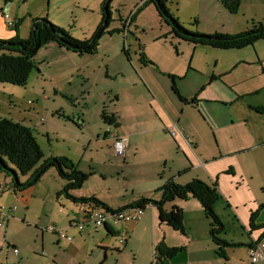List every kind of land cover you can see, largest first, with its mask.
<instances>
[{"label":"crops","instance_id":"crops-1","mask_svg":"<svg viewBox=\"0 0 264 264\" xmlns=\"http://www.w3.org/2000/svg\"><path fill=\"white\" fill-rule=\"evenodd\" d=\"M116 5L125 9L128 5L126 14L122 15ZM140 5V12L131 22L133 11ZM111 7L112 20L120 27L114 26L109 31H118L122 37L120 55L109 57L100 42L97 54L90 57L78 56L49 44L41 50L45 67H37L36 76L31 74L28 79L40 87L33 97H29L33 100L32 113L45 91L56 95L60 90L66 95L77 89L82 93L89 91L91 84L106 88L98 94L96 106L101 111L100 118L105 112L113 117L115 125L103 123L99 129L103 133L102 143L113 145L114 137L127 139L126 156L116 157L111 147V156L123 161L118 167L123 181L113 189V201L81 194L79 191L84 184L71 194L77 198H96L110 211H118L142 199L159 202L160 188L165 183L183 186L197 180L216 185L218 189L220 198L214 210L224 226L220 234L223 241L245 247L246 251L255 242H264V209L259 208L264 204V41L239 51L193 46L172 36L171 27L162 21L148 0H115ZM168 10L186 30L203 36H236L264 23V0H241L235 15L224 9L221 0H169ZM114 12L117 18L113 17ZM6 14L14 22H20L17 35L5 28L3 15ZM43 18L61 27L49 11L47 14L41 9L36 14L20 11L14 14L9 0L0 3V41L16 37L27 39L31 22ZM98 24L96 19L94 27ZM106 37L112 41L113 35ZM98 56L101 57L93 71L88 63H82L86 58ZM143 57L150 64L143 63ZM56 63L62 64L55 76L50 71ZM173 86L176 94L172 91ZM32 122L37 123V118ZM19 124L25 126L22 122ZM172 124L177 125L184 138L172 139L168 135L166 129ZM32 129L36 131L34 127ZM48 133L49 129L45 134ZM125 157L129 161L126 164ZM138 158L144 164L134 167L132 161ZM52 172L55 171L50 170L45 175L54 176L49 175L54 174ZM88 174L91 176L87 182L97 176L96 172ZM62 182L55 183L51 189L55 199L65 184ZM35 188L36 185L29 189L26 199ZM26 199L22 194L20 200L24 205L29 202ZM60 200L61 197L56 199ZM77 207L82 212L80 206ZM173 207L182 210V233L160 223L158 210L152 203L145 206L138 222H108L101 228L88 224L82 232L77 231L82 234L86 229L87 235L96 233L103 255L99 264H106L109 256H115V264H252L236 255L240 246L225 247L224 257L218 255V247L209 234L210 220L195 199L175 200L166 203L163 209L169 212ZM9 219L4 228H0V264H9L12 251L13 245L8 244L2 233ZM230 220L233 234L227 238ZM73 222V218L70 219L68 227L77 229ZM99 230L101 233H97ZM240 232L247 233L248 237L236 239ZM64 233L70 236L66 231ZM51 234L57 237L58 243L63 241L69 248L72 246V236L71 241H67L56 233ZM137 236L143 241L147 239L148 250L135 244ZM108 237H113L117 245H110ZM161 242L168 248L182 250L172 258L158 260L155 247ZM126 258L129 259L127 262Z\"/></svg>","mask_w":264,"mask_h":264},{"label":"rangeland","instance_id":"rangeland-1","mask_svg":"<svg viewBox=\"0 0 264 264\" xmlns=\"http://www.w3.org/2000/svg\"><path fill=\"white\" fill-rule=\"evenodd\" d=\"M5 1L7 0H0V3L3 4ZM9 2L14 9V14L18 11L22 14H36L40 9L47 14L49 11L50 16L56 18V22L61 27L51 23L47 18L48 22L68 33L76 41L88 40L97 28L94 27V21L96 24L97 19L100 24L101 20V17L98 16L101 0H9ZM126 6V9L118 7V5L115 8H118L117 10L124 15L129 8L128 5ZM5 16L11 18L8 14ZM113 17L117 18L116 12ZM113 22L114 24L112 23L110 28L120 27L117 22ZM18 24L19 21H16L13 27L5 25V28L9 32L16 33ZM112 35V41L106 37L108 35L100 41L103 51H107L111 58L120 55L122 45V37H119L117 33ZM41 50L36 54L34 62L37 67L42 68L45 67V56ZM101 56L86 58L83 60L86 62L82 63H88L93 71ZM78 61L76 60L80 65ZM58 64L51 67L50 72H54L52 75L56 76L57 72L61 70L58 68L62 63ZM35 76L36 72H33L32 77ZM88 88L89 91L85 90L83 93L77 89L66 95H63L60 90H57L56 95H53L51 91L49 93L45 91V95L41 96L38 105H36L35 113H32L33 100L29 97H33L34 93L40 89L33 80L30 79L24 88L0 85V120L22 122L25 126H29L26 128L30 130H33L34 127L36 129V131L33 130L34 136L44 159L64 157L76 164L82 171H80L81 173L96 172L97 176L84 183L79 192L111 202L114 200L113 189L123 181L118 171V167L122 166L123 161L111 156L112 143H102L103 133L99 131L104 125L100 118L101 111L96 104L98 94L106 88L92 84ZM82 96H84L85 106L82 103ZM107 103L109 105V102ZM35 117L37 123L32 122ZM71 121H74L77 126ZM48 129L49 133L46 135L45 132ZM97 135L98 137H96ZM124 161H126V157ZM127 162L129 161L127 160L125 164ZM132 164L135 165L134 167H141L144 161L138 158L133 160ZM52 173L54 174L49 175L54 176H43L28 199L26 197L29 194V189L22 193L25 199L29 200L27 205H24V202L20 200L21 192L13 191L10 178L0 173V186H2L0 207L5 209L16 207V211L10 214V217L13 218L9 219L7 228L2 232L5 233L8 244L18 250L17 257L11 251L9 264H99L103 255H101L97 244L98 236L96 233L87 235L86 229L82 234H79L77 229L68 227V222L72 218L75 222H83L82 212L75 204L65 201L63 196L60 202L56 201L51 189L55 183L63 182L55 172ZM18 179L20 183H25L28 177L18 175ZM228 223L225 234L227 238L233 234L230 229L232 221L230 220ZM49 227L66 231L73 237L72 246L69 248L63 241L58 243L57 237L47 231ZM97 233H101V230ZM236 236L238 240L248 237L244 232L237 233ZM108 238L111 240L110 245H113L115 243L113 237ZM134 242L138 247L148 250L147 239L143 241L137 236ZM247 252L246 248L241 246L235 251L243 261L250 260ZM128 260V258L125 259L126 262ZM106 264H115V256H109Z\"/></svg>","mask_w":264,"mask_h":264},{"label":"trees","instance_id":"trees-1","mask_svg":"<svg viewBox=\"0 0 264 264\" xmlns=\"http://www.w3.org/2000/svg\"><path fill=\"white\" fill-rule=\"evenodd\" d=\"M114 1L102 0L100 24L88 40H73L68 33L43 18L31 22L27 39L21 40L16 37L9 41H0V85L24 88L30 75L33 72H38L34 62L36 54L49 44H55L57 47L78 56L96 55L99 42L104 36L113 33L118 34V31H109L113 23L111 6ZM148 2L154 6L162 21L171 27V34L175 39L193 46H203L219 51H239L252 47L259 41H264V23L255 25L248 32L236 36H203L191 33L179 24L178 20L168 10L169 0H148ZM221 4L229 14L235 15L239 11L241 0H221ZM140 10L139 8L133 14L131 22ZM141 61L150 64L144 57ZM169 78L170 80L173 79L172 77ZM172 91L175 93L174 86ZM101 120L106 125H115L113 117L107 116L105 112L101 114ZM50 170H54L58 178L65 182L62 189L56 193V199L63 196L76 206L101 207L105 211H110L104 203L96 198H77L71 194V192L79 190L88 181L90 174L78 172L75 165L66 158L50 157L44 159L32 130L11 120H0V173L10 178L13 191L20 193L34 187ZM18 175L28 177V180L25 183H20ZM160 191L161 200L159 202L142 199L129 207L145 208L147 204L152 203L158 210L160 223L182 233V210L173 207L169 212H166L163 207L166 203L175 200L193 198L199 202L206 218L210 220L209 234L218 247V255L224 257L223 248L225 247L236 248L240 246L229 244L220 238L224 226L214 210V206L220 198L216 185H208L197 180L183 186L168 182L160 188ZM259 208L264 209V204ZM254 214H252V220ZM251 227H254L253 224ZM181 250L182 248H168L161 242L155 247L156 259L172 258Z\"/></svg>","mask_w":264,"mask_h":264},{"label":"built area","instance_id":"built-area-1","mask_svg":"<svg viewBox=\"0 0 264 264\" xmlns=\"http://www.w3.org/2000/svg\"><path fill=\"white\" fill-rule=\"evenodd\" d=\"M141 7H137L133 14ZM3 19L8 27L14 26L13 19L8 16L3 15ZM166 132L172 139H177L178 137L184 138L182 136L181 130L177 127V125L172 124L166 129ZM114 142L112 145V153L116 157H123L128 148L127 139L124 137H114ZM2 191V186H0V192ZM82 210L83 222H73L72 225L77 228L79 232H82L84 227L88 224L92 225L94 228H101L105 226L108 222H112L113 224H117L119 222H138L141 220L144 214V208H125L123 210L118 211H105L102 208H94L87 205L80 206ZM15 207L10 209H5L0 207V228H3L5 222L10 218V212H14ZM48 232L56 233L61 239H65L67 241H71V237L66 236L65 233L61 230H56L53 227H49L47 229ZM12 253L17 256L18 250L12 246ZM248 256L250 258V262L252 264L257 262H264V242H255L250 245L248 248Z\"/></svg>","mask_w":264,"mask_h":264}]
</instances>
